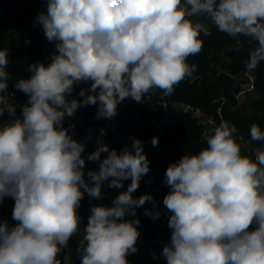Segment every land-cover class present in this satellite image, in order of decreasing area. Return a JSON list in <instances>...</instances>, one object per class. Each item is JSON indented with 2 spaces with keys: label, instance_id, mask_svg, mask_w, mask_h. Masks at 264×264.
Returning <instances> with one entry per match:
<instances>
[{
  "label": "clouds",
  "instance_id": "obj_1",
  "mask_svg": "<svg viewBox=\"0 0 264 264\" xmlns=\"http://www.w3.org/2000/svg\"><path fill=\"white\" fill-rule=\"evenodd\" d=\"M202 17L230 37L256 42L244 62L248 72L264 62V0H47L36 22L55 54L29 64V75L15 83L28 97L17 117L8 51L0 49V202L14 200L16 222L0 221V264H61L59 252L80 230L84 194L101 199L106 182L121 189L130 179L112 206L90 208L81 245V264H129L140 220L125 217L153 200L133 197L150 171L144 146L133 138L118 152L98 140L87 160L99 170H88L86 181L85 143L64 122L81 107L96 106L97 119H111L126 98L141 102L156 89L170 95L196 70L187 60L201 51V33L210 34ZM89 82L81 99L72 96ZM236 132L221 122L206 135L207 147L167 167L166 264H264V130L250 127L251 142L261 145L254 158L242 154ZM151 143L157 146L158 137Z\"/></svg>",
  "mask_w": 264,
  "mask_h": 264
},
{
  "label": "trees",
  "instance_id": "obj_2",
  "mask_svg": "<svg viewBox=\"0 0 264 264\" xmlns=\"http://www.w3.org/2000/svg\"><path fill=\"white\" fill-rule=\"evenodd\" d=\"M47 10V0H0V49L8 51V65L6 71L9 75L10 88L15 89V83L26 78L28 65L35 62H49L54 55L55 45L45 38L41 26L36 22V17L41 11ZM196 19V18H194ZM208 25L210 34L201 33L200 39L203 46L199 54L188 57L187 62L196 65V70L191 76L186 77L174 87L170 94L172 99L189 102L202 108L208 114H213L219 105V98L226 96V121L235 126L237 132L250 144L261 147L259 142H251L249 130L253 123L264 130V62L252 73L257 77L256 88L247 93L242 102H238L235 92L237 80L232 75L241 76L245 71V61L249 52L256 46V42L249 38L238 36L230 37L219 31L206 17L200 18ZM89 83L75 86L72 96L77 99L81 88L87 89ZM17 91V90H16ZM19 92V91H18ZM162 92V91H161ZM163 93V92H162ZM22 101L28 103V97L19 92ZM71 97H69L70 99ZM96 106L79 108L75 115L64 122V127L69 128L74 139L78 140L100 119L96 118ZM7 119V115L3 120ZM119 133L106 137V144L110 149L118 152L125 146L131 147L133 138L139 139L143 144V151L150 161V171L140 180L139 188L133 193L134 198L141 195H151L152 201H147L138 208L140 224L149 229L151 237H162L167 244L171 241V229L168 220L171 213L163 204V199L170 191L166 185L165 172L170 162L179 160L184 154H198L207 147L202 138V125L190 113L172 110L165 112L160 106L154 104L139 105L131 103L123 111H118ZM158 137L159 143L153 146L151 140ZM242 154L249 155L248 146L242 145ZM93 150L85 149L82 156L85 158V169L99 170V163L88 161L87 156ZM102 155V154H101ZM87 175V174H86ZM127 188L131 180H124ZM161 184L162 194L159 195L156 186ZM112 206L110 201H98L87 193L81 201L78 215L80 217V230L69 242L83 241V229L88 222L92 206ZM14 200L5 198L0 202V221L15 224L12 220ZM158 210L160 216L153 219L145 215V210ZM81 244V245H82ZM130 254L127 259L129 264H158L151 256L139 248ZM66 247L58 254L61 264H64ZM83 251L81 246L76 252V262L81 264Z\"/></svg>",
  "mask_w": 264,
  "mask_h": 264
},
{
  "label": "built area",
  "instance_id": "obj_3",
  "mask_svg": "<svg viewBox=\"0 0 264 264\" xmlns=\"http://www.w3.org/2000/svg\"><path fill=\"white\" fill-rule=\"evenodd\" d=\"M237 80V89L235 94V97L238 102H242L243 99L246 97L247 93L254 90L256 88V82L257 77L254 73L245 71L244 74L241 76L232 75ZM8 92L11 95L10 99L17 105V111L16 116H21V110L20 106L27 104L26 102L22 101L20 98V94L18 91L10 88L9 78H8ZM131 103H137L139 105L144 104H154L157 106H160L164 109L165 112L169 113L172 112V110H178L186 113H190L194 118H196L199 122V124L202 125V138L205 139L206 135L211 134L212 129L220 124L221 122L226 121V107L228 104V98L226 96H222L219 98V105L217 107V110L211 114H206L202 108L195 106L192 103L189 102H181L172 99L171 95H164L161 90L156 89L154 90L150 98L145 97L141 102L134 101L131 97L126 98L122 102H120L117 105V114L115 117L111 119H105L101 118L100 121L92 126L80 139L79 141L85 143V149L89 150H95L97 147V141H102L106 144V137L115 134L117 135L119 132V122L117 119L118 111H123L125 106L131 104ZM8 119V117H7ZM6 119V120H7ZM5 120V121H6ZM228 122V121H226ZM231 124L230 122H228ZM233 125V124H231ZM104 130V135L101 136L100 130ZM236 136L239 139V142L242 145L248 146L251 154L250 156H253L254 158V150L256 148H259L257 146H254L250 144L248 141H246L242 135H240L238 132H236ZM104 155H107L106 153H102V157ZM173 163L170 162L169 165ZM85 172V179L87 181V170L84 168ZM127 186L125 182L123 181V188L121 189H114V188H108L107 182L102 187V198L97 199L98 201H110L112 203L113 199L120 194L122 191H126ZM157 193L159 195L162 194V186L161 184H158L156 186ZM138 218V208L136 209V216H126L125 219H137ZM138 230L140 232V236L138 238V245L139 248L143 251V253L148 254L151 256L154 260L158 262V264H166L165 258L161 255L163 247H165L167 242L159 236L151 237L149 233V229L145 226L139 224ZM82 242H69L66 247V253L64 256V264H77L76 262V252L78 251L79 247L81 246Z\"/></svg>",
  "mask_w": 264,
  "mask_h": 264
}]
</instances>
